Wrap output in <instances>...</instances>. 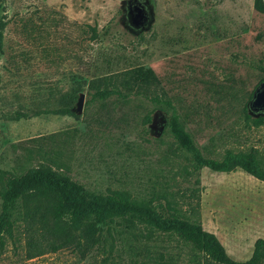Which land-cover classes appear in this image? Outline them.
I'll return each instance as SVG.
<instances>
[{
    "label": "rangeland",
    "instance_id": "1",
    "mask_svg": "<svg viewBox=\"0 0 264 264\" xmlns=\"http://www.w3.org/2000/svg\"><path fill=\"white\" fill-rule=\"evenodd\" d=\"M138 1L147 15L140 27L130 22L128 0L3 1L0 171L44 164L89 192L167 200L244 260L264 238V181L238 167H202L194 182L165 126L169 109L153 98L170 101L203 155L252 149L264 165V113L247 108L264 79V14L253 0ZM109 76L122 95L87 104ZM258 115L263 122L253 125ZM20 229L0 264L202 260L174 235L120 219L102 226L84 256L63 247L27 258Z\"/></svg>",
    "mask_w": 264,
    "mask_h": 264
},
{
    "label": "trees",
    "instance_id": "2",
    "mask_svg": "<svg viewBox=\"0 0 264 264\" xmlns=\"http://www.w3.org/2000/svg\"><path fill=\"white\" fill-rule=\"evenodd\" d=\"M3 1L0 0V53L5 25L1 13ZM253 8L264 14V1L253 0ZM92 34L95 35L94 29ZM261 68L264 72V65ZM101 82L103 86L93 90L87 104L93 98L122 95L114 76L105 77ZM153 100L169 109L165 126L176 148L186 153L188 172L194 175V182H197V174L202 167L217 172L238 167L264 181V165L254 150L225 151L220 158L205 156L184 130L170 101L157 97ZM243 109L246 110L245 107ZM251 122L260 125L263 116L252 117ZM117 219L129 226L140 224L174 235L201 254V264H264V238L253 241L246 259L235 260L228 256L213 233L202 230L198 221L179 213L167 200L162 203L134 199L118 190L89 192L66 174L44 164L18 173L0 171V252L6 240L14 241L15 233L21 227L27 258L63 247H71L84 256L99 243L102 226L107 231Z\"/></svg>",
    "mask_w": 264,
    "mask_h": 264
},
{
    "label": "water",
    "instance_id": "3",
    "mask_svg": "<svg viewBox=\"0 0 264 264\" xmlns=\"http://www.w3.org/2000/svg\"><path fill=\"white\" fill-rule=\"evenodd\" d=\"M128 13L131 23L135 27L142 26L147 21V15L142 4L138 0H128ZM247 108L252 112L264 113V79L261 80L251 93Z\"/></svg>",
    "mask_w": 264,
    "mask_h": 264
},
{
    "label": "flooded vegetation",
    "instance_id": "4",
    "mask_svg": "<svg viewBox=\"0 0 264 264\" xmlns=\"http://www.w3.org/2000/svg\"><path fill=\"white\" fill-rule=\"evenodd\" d=\"M129 17H130V15H129ZM130 22H131V18H130ZM138 27H140V26H138Z\"/></svg>",
    "mask_w": 264,
    "mask_h": 264
},
{
    "label": "crops",
    "instance_id": "5",
    "mask_svg": "<svg viewBox=\"0 0 264 264\" xmlns=\"http://www.w3.org/2000/svg\"><path fill=\"white\" fill-rule=\"evenodd\" d=\"M226 252V251H225ZM229 256V255H228Z\"/></svg>",
    "mask_w": 264,
    "mask_h": 264
}]
</instances>
